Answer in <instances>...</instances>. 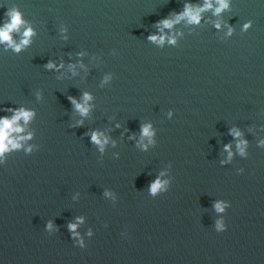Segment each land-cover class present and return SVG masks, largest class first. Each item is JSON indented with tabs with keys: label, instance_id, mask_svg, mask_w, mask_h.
Segmentation results:
<instances>
[{
	"label": "clouds",
	"instance_id": "9594fccd",
	"mask_svg": "<svg viewBox=\"0 0 264 264\" xmlns=\"http://www.w3.org/2000/svg\"><path fill=\"white\" fill-rule=\"evenodd\" d=\"M217 3L219 4V7L216 8V13L221 12L223 9L228 7L227 0H217ZM212 7L211 0H205V4L203 6V9H209ZM201 9V10H203ZM11 16L10 23L6 24L3 28H0V42H7L10 46H14L15 50L17 52L20 51L21 47L23 45H27L29 43V38L33 35L32 30L26 29L23 33L24 39L21 41L20 44H15L12 40V33L14 31H19V28L23 24V20L21 18V15L19 12H12L9 13ZM184 17H187L189 22L191 23H199L200 20V12L196 11L193 12L192 8L188 5L185 6V9L182 13L177 15V19L175 21L164 19L160 21L161 24H163L164 28H171L174 23L179 22L180 19H183ZM219 27V25H217ZM247 27V25L245 26ZM152 41H159L160 43H163L164 37L163 36H156L152 35L149 37ZM171 43H174V40L170 41ZM56 65L53 62H49L47 64L48 69L55 68ZM62 67V65H61ZM72 104L75 106V108L81 113V115L86 116L89 112V106L87 105V102L92 99V97L88 94H84V103L77 102L74 98L69 97ZM14 112V115L11 119L8 117L0 118V157L3 156V154L9 150V145H11L12 148H18L20 145L11 137V134L13 132L19 133L22 132L23 129L19 126L18 122L23 119L26 123L32 119L34 116V113L29 110H25L23 108L20 109H12ZM15 125V127H14ZM153 135V132L151 131V125H144L142 127V139L144 137L149 138V143H151V137ZM232 135L234 137H239L240 132L236 129L232 130ZM30 138V137H29ZM21 139H24L21 137ZM91 141L95 143L96 145H99L100 150H104L105 144L108 143L107 137H104L102 133L93 131L91 133ZM246 144V141H241L238 143L237 147L240 149V154L244 155V145ZM30 150V149H29ZM225 151H228V159L231 160L232 158V152L230 151V145H225ZM162 187L161 181L157 179L152 185H151V193L155 195ZM217 211H223V207L218 203L216 205ZM51 227V225H49ZM222 227V225L218 222V228ZM69 228L71 230H74L76 228L75 224H70Z\"/></svg>",
	"mask_w": 264,
	"mask_h": 264
}]
</instances>
